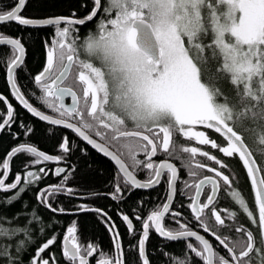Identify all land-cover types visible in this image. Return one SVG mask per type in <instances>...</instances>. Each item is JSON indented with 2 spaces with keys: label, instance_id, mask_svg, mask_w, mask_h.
I'll list each match as a JSON object with an SVG mask.
<instances>
[{
  "label": "snow or ice",
  "instance_id": "obj_1",
  "mask_svg": "<svg viewBox=\"0 0 264 264\" xmlns=\"http://www.w3.org/2000/svg\"><path fill=\"white\" fill-rule=\"evenodd\" d=\"M26 3L15 0L9 10L0 9V24L56 26L55 38L47 47L46 65L34 77L41 95L29 92L54 115L29 103L17 85L16 70L25 57L21 38L0 35V46H10L13 51L7 64V82L15 99L41 121L73 131L114 162L117 173L113 199L120 198L121 185L125 189L129 185L150 188L167 175V202L141 221L140 239L132 246L140 264H151L145 247L150 228L168 241H186L185 256L178 264H193V257L200 264H264V165L257 166L253 151L258 147L264 157V0H107V6L105 0H91L89 13L79 19L75 14L25 18L21 12ZM98 17L96 34L89 33L81 42L78 28ZM62 23L65 26L61 28ZM226 84L231 88L226 89ZM66 98H70V104ZM6 107L7 118L0 121V132L14 123L13 106L7 103ZM196 126L214 130L224 144ZM20 127L25 135L34 131L23 123ZM181 140L196 141L226 158H238L250 178L254 201L246 198L237 175L228 171L230 165L202 147L184 146ZM74 148L75 143L67 137L59 145L63 154ZM17 154L34 157V165L64 160V155L45 154L27 142L13 147L2 161L0 192L15 194L0 204L11 205L18 200L26 190L21 183L35 184L47 175L44 168L38 169L39 174L27 170L26 176L18 173L13 182L7 183L10 161ZM161 154L166 158L156 162L154 158ZM198 156L216 167L201 162ZM181 169L186 171L187 180H180ZM142 171L148 172L145 182L137 179L136 174ZM54 174L63 175L60 184L41 190L37 199L53 212L64 213L63 208H52L48 198L57 192L75 193L65 188L72 173L58 167ZM178 182L185 190H193L190 202L182 206L190 210L192 219L183 223L182 212L171 210ZM222 191L236 207L219 206ZM241 214L250 226L239 221ZM167 216L173 217L175 229L164 226ZM32 217L21 225L17 223L20 214L11 218L0 215V260L6 264H23L25 243L32 242L31 225L40 220L35 210ZM122 219L132 232L129 216ZM135 219L141 217L136 215ZM192 223L195 229L190 227ZM39 230L43 233L44 228ZM109 230L114 235L115 254L99 259L98 264H128L124 259L128 249H123L114 222ZM67 232L63 256L69 264H90L98 251L96 246L87 244L82 249L74 235L75 225ZM201 233H208L218 243L214 245ZM56 238L50 237L38 247L28 264H55L51 254L48 259L42 254ZM160 254L175 264L174 254L163 250Z\"/></svg>",
  "mask_w": 264,
  "mask_h": 264
},
{
  "label": "trees",
  "instance_id": "obj_2",
  "mask_svg": "<svg viewBox=\"0 0 264 264\" xmlns=\"http://www.w3.org/2000/svg\"><path fill=\"white\" fill-rule=\"evenodd\" d=\"M14 3L15 0H0V9L9 10L14 6ZM83 4H87L88 6L82 7ZM105 6H107V0H105ZM91 7V0H27L21 15L29 18L74 14L76 16H85L89 13ZM98 20L99 17L78 28L81 42L89 33L96 34ZM55 32V25L29 27L21 26L16 22L0 24V35L21 38V42L26 47L24 63L16 70L17 85L26 98L29 92L35 93L36 97L40 95L34 83V77L43 70V67L46 65L47 47L51 45V41L55 38ZM12 58L13 51L11 47L0 46V96L4 97V100H0V121L7 117V103H11L14 114L16 115L15 122L12 124L11 128L0 132V170H2V161L7 158V153L19 143L27 142L43 149V151L57 153L60 151L59 145L64 139L61 128L33 117L14 100L7 82V64ZM225 88L230 89L231 86L226 84ZM21 123L33 127V133L25 135L24 129L20 127ZM196 129L205 131L210 138L217 140V142L222 145L224 144L221 135L214 130L206 129L204 126H196ZM13 133L18 135L14 136ZM177 139H179V137H177ZM69 140L73 142V140ZM180 143L189 147H202L203 150L209 151L210 154L216 155L222 161L230 165L231 167L228 171L234 172L237 175V182L239 183L240 189L246 194V198L249 202L251 203L254 201V190L251 187L250 178L246 175V169L238 158H226L221 153L208 146H200L196 141L181 140ZM83 145L87 152H82V147L75 145V151L72 150L69 154L68 158L70 164L75 168L72 172V179L69 181V184L72 185L73 188L83 191L82 193L84 194H90V200L101 207L103 212L77 209L76 210L80 212H53L37 199L39 187L42 183L37 182V184L22 185L26 190L20 195L18 200L11 205L0 204V215L11 218L15 214H20L17 223L21 225L33 219L32 213L34 210L40 218V220L34 221L31 225V229L33 230L32 242L26 241L25 243V250L21 255L23 264H28V261L35 255L37 248L46 242L48 238L53 236L57 237L55 243L42 254L43 258L48 259L51 254L55 259V264H69L62 254V241L63 237L68 234L67 229L73 225L76 227V232L74 234L79 238L81 237L83 241H91L93 245L100 246L103 249V253L106 254V256L102 257L100 251H97L90 259V264H98V260L101 258L110 259L115 254L114 235L110 232L109 226L105 225L108 219L103 215L104 212L113 220L116 227H118L122 236L123 249H128L124 251V259L128 261V264H133V261H135V264H140L137 253L132 246L136 245L140 239V234L142 232L141 221L146 219L152 210H156L158 206H162L165 202L164 194L167 189V178L164 177L161 184L150 190L136 188L123 200L120 198L113 199L112 193L114 192L117 168L108 158L101 155L87 144L83 143ZM253 151L254 158L257 160V165H264V157L259 155V148L254 147ZM27 155L28 154H17L12 158L10 161V171L11 169L18 170L25 160L31 157ZM141 158L144 159L143 156H141ZM197 159L201 162L211 164L212 167H216L214 163L207 161L203 157L198 156ZM137 174L143 179L148 178L147 171L138 172ZM204 174L208 175L211 173L205 172ZM261 175H264V173H261ZM51 179L54 180L52 173L47 176L46 181ZM187 179L188 176L186 171L181 169L180 180L183 181ZM178 188L179 190L177 191L178 193L174 205L181 209L184 217V220L181 222L191 221L192 217L190 210L187 207H182L187 205L190 201L183 200L184 196L180 195V192L185 193L187 190L184 189L182 182H178ZM109 192L111 196H109ZM14 194V192H0V201ZM118 195L120 196V194ZM49 198L52 208L54 209L63 208L65 211H74L76 207L74 206L76 202L69 195L64 194L59 196L57 203L51 201V199H54L53 195ZM219 206L228 209L236 207L232 201L224 196L223 191L219 194ZM76 208H79V206ZM120 213H127L132 219L134 223L132 232L127 228L126 223L122 219L123 215L120 216ZM136 215H139L141 220L135 219ZM172 219V216L166 217L164 220V226L166 228L175 229L177 227L175 223L171 222ZM238 219L245 225H249V221L242 214ZM41 227L44 228L43 233L39 230ZM18 239L25 238L18 237ZM185 243V240L168 241L160 237L153 228H150L149 239L146 241V253L149 254L148 258L151 264H173V261H169L166 255L160 254L161 250L168 254H174L175 264H178V260L185 256ZM193 243L195 242L193 241ZM217 243L218 242H216V244ZM220 252L224 253L222 247L220 248ZM0 264H6V261L0 260ZM193 264H200V261L193 257Z\"/></svg>",
  "mask_w": 264,
  "mask_h": 264
},
{
  "label": "flooded vegetation",
  "instance_id": "obj_3",
  "mask_svg": "<svg viewBox=\"0 0 264 264\" xmlns=\"http://www.w3.org/2000/svg\"><path fill=\"white\" fill-rule=\"evenodd\" d=\"M76 18L77 17H82V16H76V15H74ZM65 25L64 24H61L60 25V27L62 28V27H64ZM42 71V70H41ZM41 95V94H40ZM39 95V96H40ZM14 97V96H13ZM27 99L35 106V107H37L38 109H40L41 111H43V112H45V113H47V114H49V115H54L53 113H51L50 111H46L42 106H41V104L40 103H38L37 102V99L36 98H34L33 96H27ZM14 100L16 101V99L14 98ZM65 102L67 103V104H70L71 103V100H70V98H66L65 99ZM16 103L20 106V107H22L17 101H16ZM23 108V107H22ZM24 109V108H23ZM25 110V109H24ZM7 118V117H6ZM15 119H16V115L14 114V122H15ZM40 120V119H39ZM44 122V121H43ZM47 123V122H46ZM55 127H59V128H61L62 129V134H63V138H65V137H67L68 139H71V140H73V142L75 143V145H77V146H81L82 148H81V150H82V152H87V150L85 149V147H83L84 145H83V143H85V144H87L85 141H83L82 139H80V138H78V136L76 135V134H74L73 133V131H71V130H69V129H67V128H65V127H62V126H55ZM70 141V140H69ZM23 143H25V142H23ZM21 143H19V144H17V146H19ZM32 146H35V145H33V144H31ZM88 145V144H87ZM89 146V145H88ZM16 147V146H15ZM35 147H37V146H35ZM40 151H43V149H40L39 147H37ZM75 151V150H74ZM43 152H45V153H47V154H49V155H52V156H61V155H64V160L63 161H61V162H43V163H41V164H39V165H34V164H32V161L35 159L34 157H28L26 160H25V162L23 163V165H21L20 166V168H18V170H12L11 169V171H10V175H9V177H8V180H7V183H11V182H13V180H14V178H15V176H16V174H21L22 176H26V171L27 170H31V171H34V172H37L38 174H39V172H38V169L39 168H44V169H46V171H47V175H45V176H43V178L42 179H40L39 181H38V183H42V185L39 187V193L41 192V190H43V189H45V188H47V187H49V186H54V185H58V184H60V182H61V180L63 179V175H61V176H56L55 174H54V172H55V169L56 168H58V167H63V168H66L68 171H70L71 173L73 172V166H71V164H70V160H69V154H63L61 151H59V152H57V153H53V152H46V151H43ZM28 156V155H27ZM140 159H142L141 158V156L139 157ZM166 158V156L165 155H163V154H161V155H157L154 159H155V161L156 162H160V161H162V160H164ZM173 162H175V161H173ZM30 164H32V166H31V168H28L27 166L28 165H30ZM178 167H179V165H177ZM116 167V166H115ZM75 169V168H74ZM52 173V177H54V180H47L46 181V179H47V176L49 175V174H51ZM137 176H138V174H136ZM179 176H180V172H179ZM139 177V176H138ZM164 177H166L167 178V175L165 174L163 177H162V179L164 178ZM140 179H143V178H141V177H139ZM30 179V178H29ZM72 179V175H71V178L68 180V182L66 183V185H65V188H72V189H74L75 190V193L74 194H68L66 191L64 192V193H59V192H57V193H55L54 195H53V198L54 199H51V201H55L56 203H57V201H58V198H59V196H62V195H69L71 198H73V200L76 202V203H74V206H79V208H76L75 207V209H74V211H77V210H89V211H94V212H96V210H99V211H101V212H103V210L101 209V207H99V206H97L92 200H90L91 199V196H90V194H84V193H82L83 191H80L79 189H76V188H73L72 187V185H70L69 184V181ZM148 178H145L144 180H147ZM161 182H162V180H161ZM37 184V183H36ZM159 184H161V183H159ZM159 184H156V185H154V186H152V187H150V188H148V189H144V188H139V189H144V190H150V189H152V188H155V187H157ZM22 185H27V184H24V183H21V185H20V187H22ZM177 191L179 190V188H178V183H177ZM121 188H122V191H121V193H120V199L121 200H123V199H125L128 195H129V193H131L134 189H136V188H132L131 187V185H129L128 186V188L127 189H125V188H123V185H121ZM190 191V192H189ZM205 191H210V188H206L205 189ZM178 193V192H177ZM193 194V190L191 191V190H187V191H185V193L184 192H180V195L182 196H184V199L183 200H189L188 199V197L190 196V195H192ZM109 196H111V194H110V192H109ZM167 196H168V188L166 189V193L164 194V197H165V200H167ZM176 196H177V194L175 195V197H174V201H173V203H172V206H171V210L172 211H179V212H181V209L178 207V206H176V205H174V202L176 201ZM49 199V203H50V198H48ZM202 199H203V196H202ZM77 209V210H76ZM80 212V211H79ZM98 212V211H97ZM77 213V212H76ZM105 213V212H104ZM97 214V213H96ZM121 215H127V213H120V216ZM128 216V215H127ZM107 218L109 217L108 215L106 216ZM132 220V219H131ZM111 222H113V220H110V221H106V223H105V225L106 226H109V224L111 223ZM126 223V222H125ZM132 223H133V221H132ZM181 223H183V222H181ZM190 227L191 228H193V229H195L197 226H196V224L195 223H192V224H190ZM115 228H116V230L119 232V229H118V227H116V225H115ZM133 228H134V223H133ZM208 238H209V240L213 243V244H216V241L214 240V238L213 237H211L208 233H204ZM68 234H66L65 236H67ZM75 236H76V238H77V241H78V243H80V245L82 246V249H83V247L85 246V245H87V244H92V242L91 241H83L82 239H81V237L79 238L76 234H74ZM64 236V237H65ZM64 237H63V241H62V249H63V244H64ZM122 236H121V233L119 232V241L121 242V244H122ZM180 240H184V239H180ZM96 248L98 249V251L99 250H102L103 251V249L100 247V246H96Z\"/></svg>",
  "mask_w": 264,
  "mask_h": 264
},
{
  "label": "water",
  "instance_id": "obj_4",
  "mask_svg": "<svg viewBox=\"0 0 264 264\" xmlns=\"http://www.w3.org/2000/svg\"><path fill=\"white\" fill-rule=\"evenodd\" d=\"M86 16V15H85ZM85 16H83V17H74V18H76V19H79V18H84ZM25 17V16H24ZM56 17H70V16H62V15H59V16H49V17H45V18H56ZM25 18H29V17H25ZM44 17L43 18H30V19H45ZM41 26H47V25H41ZM41 26H29V27H41ZM9 37H11V38H15V37H12V36H9ZM24 47H25V45H24ZM25 57H26V47H25ZM25 57H24V60H25ZM18 69V68H17ZM8 85H9V83H8ZM9 88H10V85H9ZM11 90V89H10ZM15 98V97H14ZM25 99H27L26 97H25ZM17 101V100H16ZM29 101V100H28ZM18 102V101H17ZM19 103V102H18ZM29 103H31L30 101H29ZM20 104V103H19ZM32 104V103H31ZM21 105V104H20ZM33 105V104H32ZM22 106V105H21ZM34 106V105H33ZM23 107V106H22ZM35 107V106H34ZM24 108V107H23ZM37 108V107H36ZM25 109V108H24ZM38 109V108H37ZM26 110V109H25ZM38 110H40V109H38ZM27 111V110H26ZM41 111V110H40ZM28 112V111H27ZM43 112V111H42ZM29 114H31L30 112H28ZM45 113V112H44ZM45 114H47V113H45ZM32 115V114H31ZM49 115V114H48ZM33 117H35L34 115H32ZM35 118H37V119H39L38 117H35ZM63 127V126H62ZM87 143V142H86ZM89 145V144H88ZM91 148H93L91 145H89ZM94 149V148H93ZM39 150V149H38ZM95 151H97L98 153H100L101 155H103V156H105L103 153H101V152H99L98 150H96V149H94ZM40 151V150H39ZM45 153V152H44ZM45 154H47V153H45ZM49 155V154H48ZM106 157V156H105ZM106 158H108V157H106ZM7 159V158H6ZM113 164H114V162L110 159V158H108ZM255 159V158H254ZM163 161V160H162ZM115 165V164H114ZM258 166V165H257ZM137 179L139 180V181H141V182H145L146 180H143V179H140L138 176H137ZM154 186V185H153ZM144 189H148V188H144ZM165 202H167V200L165 201ZM172 206V205H171ZM66 213H76V212H79V211H65ZM163 224H164V221H163ZM201 234H204V233H201ZM159 235V234H158ZM205 235V234H204ZM206 236V235H205ZM207 237V236H206ZM163 238V237H162ZM208 238V237H207ZM209 239V238H208ZM69 244H70V242H69ZM145 247H146V245H145Z\"/></svg>",
  "mask_w": 264,
  "mask_h": 264
}]
</instances>
